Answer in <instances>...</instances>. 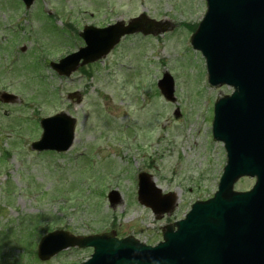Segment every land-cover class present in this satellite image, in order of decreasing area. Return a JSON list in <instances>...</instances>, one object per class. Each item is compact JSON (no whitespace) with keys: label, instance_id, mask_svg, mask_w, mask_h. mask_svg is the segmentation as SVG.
<instances>
[{"label":"rangeland","instance_id":"obj_1","mask_svg":"<svg viewBox=\"0 0 264 264\" xmlns=\"http://www.w3.org/2000/svg\"><path fill=\"white\" fill-rule=\"evenodd\" d=\"M101 1L51 0L47 8L57 9L59 24L45 15L44 3L26 15L18 0H0V92L17 98L0 102V264H80L90 257L92 250L74 248L40 262L36 249L46 229L74 235L114 230L118 237L154 245L161 228L216 191L225 152L212 140L213 108L231 89L208 86L205 60L191 45L205 2L105 0L111 4L109 18L91 17L97 5L103 12ZM66 12L78 29L83 19L86 24L126 21L142 13L166 20L171 29L157 36L132 35L101 62L61 79L45 66L47 56L56 61L76 48L69 30L59 29ZM36 45L47 52L41 60ZM163 72L175 83L172 101L157 88ZM75 91L82 95L79 104L66 98ZM61 111L76 119L70 150L32 151L31 142L41 135L38 117ZM139 172L152 175L164 193H175L170 216L158 219L137 203ZM252 184L242 180L235 188ZM110 190L120 198L112 206Z\"/></svg>","mask_w":264,"mask_h":264},{"label":"water","instance_id":"obj_2","mask_svg":"<svg viewBox=\"0 0 264 264\" xmlns=\"http://www.w3.org/2000/svg\"><path fill=\"white\" fill-rule=\"evenodd\" d=\"M142 19L131 21L126 28L117 24L83 35L88 47L53 68L69 75L79 59L85 64L103 57L121 36L148 33ZM99 40L108 41L107 47ZM192 44L206 60L209 83L235 88L234 94L219 100L214 109L212 134L224 143L227 153L214 197L193 204L185 220L175 224V232L167 226L164 241L154 248L133 238L118 240L113 232L77 238L55 232L42 239L40 259L67 247L91 246L94 253L83 264H264V0H207V12ZM159 87L171 99L168 75ZM74 124L75 120L64 113L42 120L43 134L33 148L67 150L73 141ZM244 175L255 176L256 185L246 193L233 191L234 183ZM160 194L149 175H140L138 200L155 214L174 206L173 195L162 201ZM117 196L111 192L110 202Z\"/></svg>","mask_w":264,"mask_h":264},{"label":"flooded vegetation","instance_id":"obj_3","mask_svg":"<svg viewBox=\"0 0 264 264\" xmlns=\"http://www.w3.org/2000/svg\"><path fill=\"white\" fill-rule=\"evenodd\" d=\"M40 1H42V0H40ZM35 2H36V1H35ZM91 16H92V15H91ZM104 25H105V24H100L99 26L102 27V26H104Z\"/></svg>","mask_w":264,"mask_h":264}]
</instances>
